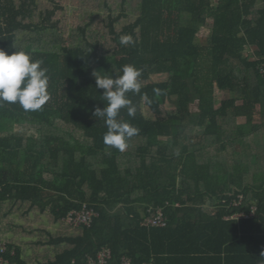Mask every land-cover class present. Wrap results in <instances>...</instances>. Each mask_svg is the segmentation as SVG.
<instances>
[{
    "label": "trees",
    "instance_id": "1",
    "mask_svg": "<svg viewBox=\"0 0 264 264\" xmlns=\"http://www.w3.org/2000/svg\"><path fill=\"white\" fill-rule=\"evenodd\" d=\"M0 49L42 61L50 97L0 104V264H264V0H0ZM124 65L142 76L120 152L93 72Z\"/></svg>",
    "mask_w": 264,
    "mask_h": 264
},
{
    "label": "clouds",
    "instance_id": "2",
    "mask_svg": "<svg viewBox=\"0 0 264 264\" xmlns=\"http://www.w3.org/2000/svg\"><path fill=\"white\" fill-rule=\"evenodd\" d=\"M120 44L134 46L135 41L131 35H122ZM42 63L40 60L32 61L22 50L8 54L0 49V104H18L25 112L42 110L50 98L47 91L49 70L42 67ZM121 73L113 78L109 75L101 76L98 71L93 72L96 88L104 90L102 96L107 102L102 109L96 108L93 115L104 120L107 127L103 136L104 144L124 152L128 147L127 141L137 135L139 129L118 120V116L123 108L127 110L129 117H135L136 107L127 93H140L142 69L124 65ZM153 91L157 95L161 92L160 89ZM148 102L151 103V100Z\"/></svg>",
    "mask_w": 264,
    "mask_h": 264
},
{
    "label": "built area",
    "instance_id": "3",
    "mask_svg": "<svg viewBox=\"0 0 264 264\" xmlns=\"http://www.w3.org/2000/svg\"><path fill=\"white\" fill-rule=\"evenodd\" d=\"M91 213L89 212H81L77 214H69L66 221L68 223L79 225L90 223ZM145 226L150 227H165L166 220L160 211L154 217L146 218L143 223ZM110 253L108 250H103L97 257L98 262L96 264H105L106 260L109 258ZM122 264H133L130 259H124Z\"/></svg>",
    "mask_w": 264,
    "mask_h": 264
},
{
    "label": "rangeland",
    "instance_id": "4",
    "mask_svg": "<svg viewBox=\"0 0 264 264\" xmlns=\"http://www.w3.org/2000/svg\"><path fill=\"white\" fill-rule=\"evenodd\" d=\"M123 25H118L117 28L120 29ZM208 35V31L206 29H201L200 33L197 37L196 43L198 45H205L206 44V38ZM166 79V77L164 75H153L151 77V80L153 82H160V81H164ZM216 97L218 98V100H220L223 97V94L216 92ZM144 114L149 116V112L147 109H143ZM191 111L196 112L197 111V102H195L192 106H191ZM32 220V219H31ZM39 226H45V227H49V225H47V219L42 218L41 222L38 224H34L33 227L34 228H38ZM53 233L56 232L57 228L56 227H52L50 229ZM23 242H28V240L26 239H22ZM29 248V247H28ZM27 254H30L29 251L27 252Z\"/></svg>",
    "mask_w": 264,
    "mask_h": 264
},
{
    "label": "crops",
    "instance_id": "5",
    "mask_svg": "<svg viewBox=\"0 0 264 264\" xmlns=\"http://www.w3.org/2000/svg\"><path fill=\"white\" fill-rule=\"evenodd\" d=\"M245 123V119L244 118H239L238 119V124H244ZM263 140H264V135H263Z\"/></svg>",
    "mask_w": 264,
    "mask_h": 264
}]
</instances>
